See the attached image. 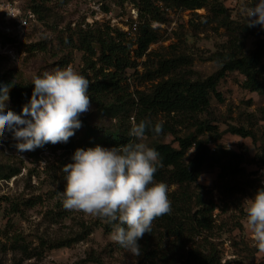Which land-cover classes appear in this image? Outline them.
<instances>
[{"label":"rangeland","instance_id":"rangeland-1","mask_svg":"<svg viewBox=\"0 0 264 264\" xmlns=\"http://www.w3.org/2000/svg\"><path fill=\"white\" fill-rule=\"evenodd\" d=\"M16 1L27 7L32 0ZM117 1H46L44 18L38 16L36 22H33L22 35L16 36V43H5L2 33L0 34V73L9 69L23 79L32 81L33 73L39 75L44 71L71 65L87 79L93 78L94 71L87 67L88 54L80 49L68 25L74 29L80 24L82 28L105 29V24L116 28L101 13L97 14L94 7L100 3L103 9L107 6L113 9L116 15L127 12L126 2L134 3L132 0H126L120 5ZM214 1L216 0L209 2ZM218 1L230 9L231 19L240 21L247 19L248 10L253 3L258 2V0ZM169 8L170 11L164 14L166 21L154 24L160 28L159 41L151 44L149 54L136 59L138 64L136 68L127 70L128 79L124 83L130 92L134 93L137 90L148 92L153 88L160 78L148 79L146 73L156 67V62L161 57L189 58L191 64L185 67V72L191 70L193 79H205L221 67L220 63L210 59V56L220 50H227L229 31L212 20L209 7L195 10L172 6ZM3 24L0 13V30ZM257 28L262 37L264 26L257 25ZM130 39L135 41L136 33ZM254 40V37L247 39V50L253 49ZM33 44L43 45L44 49L31 51ZM136 47L137 45L133 46ZM64 61L68 63L65 64ZM244 79L245 77L237 71L228 73L220 81L217 89L222 99L213 94L210 107L195 119L160 114L157 119L162 122L169 121L174 134L168 132L153 137L145 135L142 142L149 145L156 139L178 147L177 136L198 134L199 139L210 142L211 150L220 145L227 149L246 152L248 159L244 166L249 173L246 178L251 182L256 181L259 186H264V167L259 164L257 158V154L264 146V120L260 118L259 113V109L264 107V95L245 89L242 86ZM7 106L12 109L10 102ZM79 119L82 126L75 130L77 137L82 135L79 131L84 128L85 121L87 124L104 126L107 129L119 125L118 119L101 117L92 101L90 110ZM198 120L207 121L215 126L214 133L199 132ZM231 125L244 126L253 132V136L242 137L233 134L228 131ZM218 135L220 137L215 140ZM10 142L16 140L11 131H6L4 137L0 139V163L21 167V172L10 179L0 178V264H146L143 257L146 243L149 250L155 247L157 242L160 243L163 236L165 246L172 244L173 238L167 240L159 232L154 237L145 233L139 240L140 255H133L112 241V230H109L112 224L106 219L69 211L63 207L66 174L63 172L65 164L63 165L61 160H69L68 154H63L62 150L55 152L46 147L38 155L33 156L30 153L33 151L19 153L17 148L10 147ZM194 150L193 148L189 150L188 158L193 156ZM220 171L218 167L205 169L197 184L190 187L191 191L200 194L206 201L213 199L216 202L213 230L201 232L196 236L187 235V245L178 250V256L183 258L188 248L194 246L206 251L214 248L223 256L222 261L225 260L226 264H264V253L253 246L251 233L245 227L246 214L241 205L244 198L253 196L255 191L248 188L246 193L230 196L229 192L221 187L223 182L219 179ZM246 178H237L242 182L240 185L247 182ZM176 189L177 186L173 185L168 193ZM197 208L193 205V212ZM79 236L85 238L71 246L49 248L50 244Z\"/></svg>","mask_w":264,"mask_h":264},{"label":"trees","instance_id":"trees-1","mask_svg":"<svg viewBox=\"0 0 264 264\" xmlns=\"http://www.w3.org/2000/svg\"><path fill=\"white\" fill-rule=\"evenodd\" d=\"M46 1L48 0H32L29 6L24 8L35 13L37 19L38 16L44 18ZM125 1L118 0L117 2L121 5ZM132 1L141 11V23L136 30L135 41L130 39L128 33L107 24H105V29L82 28L81 24L74 29L70 24L68 25L80 49L88 54L87 67L94 71V77L88 79L90 81L88 94L91 101L97 106L101 117L118 119L119 125L116 128L107 129L104 126L87 124L85 121L82 131L78 130L81 136L77 137L74 134L67 142L45 144L30 152L31 155H38L46 147L55 152L62 150L63 154H68L70 157L67 161L61 160L62 164L66 165L74 162L72 157L77 148L86 149L98 144L110 148L136 142L135 138L129 135L132 118H135L137 123L141 120L151 121L145 134L149 137L168 132L174 134L170 122H162L157 117L160 114L163 116L174 114L195 119L210 107L213 94L222 99L217 90L218 85L230 72L237 71L245 77L242 82L245 89L264 95V34L262 37L259 35L257 26L248 27L247 19L242 21L231 19L230 9L218 0L212 3L209 2L210 0ZM171 6L191 10L209 7L212 20L229 31L227 50H220L210 56V59L219 62L221 67L205 79H193L191 70L185 72V67L191 64L189 58L185 56L161 57L156 62V67L146 73L148 79L160 78L153 88L148 92L143 90L130 92L124 83L128 79L127 70L136 68L138 65L136 59L149 54L151 44L159 41L160 28L155 27L154 24L166 21L164 14ZM104 8L109 9L107 6ZM1 33L5 43H16V36L8 35L3 30H0ZM249 37L255 38L252 50L246 48ZM134 45L137 47L133 48ZM37 49H44V46L40 44L31 46V51ZM0 82L12 85L6 106L10 102L13 111L23 114V107L30 102L34 89L32 81L25 80L11 70L5 69L0 73ZM259 113L260 118L264 120V107L259 109ZM157 122L162 123L163 126L160 134L153 131ZM197 129L201 133L205 131L214 133L215 126L207 121L198 120ZM228 131L242 137L253 136V132L244 126L231 125ZM219 137L220 135L215 140ZM176 140L178 147L156 139L148 145L159 153L161 166L155 173V179L166 183L168 190L173 185H176L177 189L168 193L171 201L170 214L156 218L152 223L151 233H148L150 237H154L159 232L167 240L173 238L172 244L165 246L163 236L160 238L161 242H157L156 246L149 250L146 247L149 245L146 243L143 250L145 263L226 264L222 261L223 256L214 248L206 251L191 246L183 258L178 256V250L187 245V235L196 236L201 232L211 231L214 227L216 202L213 199L206 201L203 196L191 191L190 187L192 184H197L205 169L214 167L221 169L219 173V179L223 182L221 187L226 189L232 197L236 193H246L248 188L256 192L258 188L264 186H259L256 181L251 182L249 178H246L249 174L244 166L248 159L246 152L227 149L220 145L211 150L210 142L199 139V135L195 133L183 137L177 136ZM15 145L16 142H10L11 148H16ZM192 148L195 149L194 154L188 158L187 153ZM257 158L259 164L264 167V146L257 154ZM20 172L21 167L0 163V178L10 179ZM255 173L252 172V174ZM238 177L239 179L246 178L247 182L240 185L242 182L237 179ZM193 205L198 207L195 212L192 209ZM107 227L106 225V229ZM84 238L85 236H79L74 239L61 240L50 244L49 248L71 246L74 242Z\"/></svg>","mask_w":264,"mask_h":264},{"label":"clouds","instance_id":"clouds-1","mask_svg":"<svg viewBox=\"0 0 264 264\" xmlns=\"http://www.w3.org/2000/svg\"><path fill=\"white\" fill-rule=\"evenodd\" d=\"M246 18L248 27L264 26V0L253 3ZM31 84L30 102L18 114L6 106L12 85L0 82V139L11 131L19 153L67 142L82 126L79 117L91 108L90 81L71 65L33 73ZM150 124L133 118L129 135L136 142L77 148L74 162L63 167V207L106 219L112 224V241L133 255H140L139 240L151 233L153 221L171 212L168 186L155 179L159 153L142 142ZM162 128L157 122L153 131L160 134ZM241 205L253 246L264 253V187Z\"/></svg>","mask_w":264,"mask_h":264},{"label":"built area","instance_id":"built-area-1","mask_svg":"<svg viewBox=\"0 0 264 264\" xmlns=\"http://www.w3.org/2000/svg\"><path fill=\"white\" fill-rule=\"evenodd\" d=\"M101 7L100 3L94 7L97 14L101 13L105 16L110 23L129 34V37L133 36L138 29L140 20V8L135 3H125V9L127 12L119 13L115 15L113 9L105 10ZM168 11H170L168 9ZM122 12V11H121ZM0 13L2 15V22L4 23L1 29L4 33L12 36L22 35L26 29H28L31 23L36 22L37 17L31 10H26L16 0L13 1H0ZM11 15H10V14ZM225 262V260H224Z\"/></svg>","mask_w":264,"mask_h":264}]
</instances>
